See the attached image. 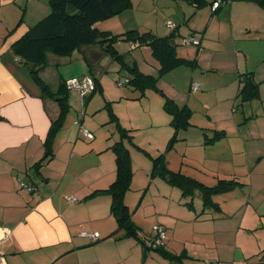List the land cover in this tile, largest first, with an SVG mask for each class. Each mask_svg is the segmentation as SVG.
<instances>
[{
	"label": "rangeland",
	"instance_id": "rangeland-1",
	"mask_svg": "<svg viewBox=\"0 0 264 264\" xmlns=\"http://www.w3.org/2000/svg\"><path fill=\"white\" fill-rule=\"evenodd\" d=\"M133 2V9L120 13L128 14L127 21L133 26L128 29L140 28L153 34L157 30L159 33L155 34L163 37L172 31L165 26L172 18L177 25L176 53L195 61L193 67H179L158 78L161 95L150 92L140 100H132L128 99L129 88L115 83L127 73L119 70V63L109 53L105 54V66L97 73L101 91L97 90L85 105L80 93L69 91L71 110L59 135L63 141L80 142V132L87 129L97 140L109 137L115 142L122 133L105 108L108 105L119 124L129 130L127 135L132 136L131 140L122 137L131 148L133 170L132 190L126 192L124 202L138 226V233L151 237L153 226H163L166 246L183 255L177 264H261L264 255L261 252L264 250V33L256 36L244 24L242 30L236 25L231 28L228 10L223 8L221 11H227V16L218 17L219 13L211 15L206 4L198 9L189 5V13L184 16L181 6L186 8L188 4L181 0ZM176 11H180L179 15ZM244 17L256 20L254 27L263 21V18L257 20L254 12L250 15L246 12ZM105 21L97 23L98 27ZM260 25L264 32V23ZM190 39L192 42H186ZM130 57L141 72L157 75L140 49L133 50ZM130 57H124L126 64L131 62ZM65 59L70 62L73 56L49 55L48 66L42 72L51 90L57 86L58 74L67 76L68 71L78 74L77 71L85 70L92 75L88 66L79 68L73 61L67 64ZM245 72H252L258 91L249 101L241 102L237 96L238 75ZM194 83L199 89L191 92ZM166 96L179 109L184 108L189 118L187 130L182 131L183 125L178 127L179 136L184 140L170 143L177 129L174 130L170 115L163 107ZM209 130H223L225 134L214 136ZM159 154L164 155L169 171L180 172L207 186L216 185L222 178L238 180L241 185L236 184L233 191L212 198L221 214L206 210L200 217L202 202L198 192L192 199L193 206H188L189 198L182 197L177 188L168 185L158 173L150 175V156ZM214 214L221 219H212ZM123 247L131 250V242L123 243ZM133 248L140 257L139 264H143L140 246L133 242Z\"/></svg>",
	"mask_w": 264,
	"mask_h": 264
},
{
	"label": "crops",
	"instance_id": "crops-1",
	"mask_svg": "<svg viewBox=\"0 0 264 264\" xmlns=\"http://www.w3.org/2000/svg\"><path fill=\"white\" fill-rule=\"evenodd\" d=\"M186 3V8L181 6L184 16L189 13V5L192 7V4ZM130 4L133 9V0ZM22 7L23 25L20 24L18 31L10 35L9 31L16 26ZM222 8L228 10L231 28L236 25L242 30L244 24L254 35H263L260 24L264 23V9L249 1H233ZM222 8L216 12L218 17L227 16V11H221ZM49 10L47 0H0V258L4 264H139L140 257L133 248V242L140 244L116 230L117 223L110 212V197L103 192L116 178L114 153L110 149L114 141L111 142L109 137L97 140L88 130L91 138L83 137L80 132L81 138L78 139L81 141L74 140L72 143L61 139V130L54 140L53 159L39 168H33L44 155V141L57 108L51 101H43L29 69L17 60L10 47L27 26L35 25ZM246 12L248 15L254 12L257 20L263 18V21L254 27L256 20L244 17ZM179 13L176 11L177 15ZM126 14L105 21L99 29L113 35L131 30L128 28L133 26L127 21L129 17ZM173 42L177 44L178 40ZM114 48L123 57H130L133 50L140 49L148 65L157 69L149 48H132L123 42H118ZM94 50L91 46L84 54L76 51L70 55L73 56L70 62L65 60L67 64L73 61L74 66L79 68L87 67L86 58H90L92 63L97 61L95 53L100 52ZM105 56L94 64V76L105 66ZM130 59L131 62H127L129 65L136 63L135 60L132 62V57ZM43 72L40 76L44 80ZM75 73L68 71L67 76H64L65 73L58 74V82L60 79L68 81L88 75L85 70ZM18 180L35 186L36 191L28 193ZM69 197L76 198L77 202L67 201ZM199 216H202L201 213ZM212 219L221 218L213 215ZM82 232L98 233L100 238L93 242L80 237ZM138 237H143L140 232ZM129 241L131 250L123 247V243ZM261 252L264 253V250ZM156 255L145 257L143 264L171 263H165L166 258L159 256V259ZM239 257L242 259L245 256ZM260 263L264 264V255Z\"/></svg>",
	"mask_w": 264,
	"mask_h": 264
},
{
	"label": "trees",
	"instance_id": "trees-1",
	"mask_svg": "<svg viewBox=\"0 0 264 264\" xmlns=\"http://www.w3.org/2000/svg\"><path fill=\"white\" fill-rule=\"evenodd\" d=\"M184 1L192 4L196 9L206 4L210 6L212 14L218 12L226 4L233 1H249L264 9V0H212L210 3H207L205 0ZM129 2L130 0H47V4L50 8L49 13L35 25L27 26L24 33L16 37L17 39L11 44L10 48L16 55L17 60L29 69L33 81L41 91L42 98H44L43 101L49 100L55 104L57 108L56 116L51 119L50 129L44 141V155L42 159L33 165V168H39L44 163L53 159L55 137L57 133L63 129L66 117L71 110L69 101L70 89L67 87V81L60 79L57 88L51 90L50 86L40 76L41 72L48 66V55L68 57L76 51H80L84 54L86 50L93 46L95 48L94 51L102 53H95V57L98 61L105 54L109 53L112 59L119 63V70L127 73L124 79L119 78L115 83L118 87H128L131 92L128 99L132 100H140L150 92L161 95L157 87L158 78L179 67H193L195 61L178 57L176 53L177 44L173 42L175 31H171L170 35L159 37L147 30H129L121 34L113 35L110 32L99 29L97 23L118 16L121 12L130 8L131 4ZM215 4H217L216 8H214ZM23 10L24 8L22 7L20 18L16 26L9 31L10 35L18 31L17 29L20 24L23 25ZM118 42L128 44L132 48H149L152 60L157 67V69H155L157 75L153 76L152 74L141 72L135 62L130 65L126 64L123 55L119 54L114 48V45ZM196 43L199 47L200 43L198 41ZM86 59H88V71L92 73V75L88 74L81 78H75L79 80L85 77L92 78L93 90L88 91L81 97L83 98L82 101L84 105L91 99L97 90L101 91L102 89L99 75L94 76V72L92 71L97 61L96 63H92L90 58ZM238 82L237 96H240L241 102L249 101L257 94L258 87L257 84L253 82L251 72L240 73V75H238ZM108 103L109 102H107V104ZM163 107L170 115V122L175 126L174 130L177 129L173 131L170 143L176 140H184L179 136L180 129L178 130V127L183 125L182 131H184L187 130L186 124L189 125V118L185 113V109H179L176 104H174V101L167 96L163 100ZM105 108L110 113L112 120L117 121L119 130L122 133V136L116 139L110 147L115 158L116 178L111 186L103 191L110 197V212L116 220V230H118V232L122 231L127 238L135 239L142 247L144 258L152 255V253H157L158 256L166 258L168 263L171 262L170 260H176L175 263L171 262L170 264H177V260H183V255H177L169 251L164 243L166 235L165 239L160 244H154L153 248L146 247L147 241L151 244L155 243L153 242L155 239L153 231L154 226L152 227L153 235L151 237H138V229L133 221L132 213L124 202V196L131 188L133 170L131 167V149L127 148L122 137H127L131 140L132 136L127 135L129 130L119 124L117 116L110 111L108 105H106ZM80 122L81 120L79 123ZM85 131L92 135L87 129H83L81 131L83 137H86L84 136ZM212 132L214 136H222L225 134L223 131L218 130ZM203 134L205 136L207 135L205 132ZM150 159V175L154 176L158 173L160 178H163L168 185L177 188L182 197L189 198L190 201L186 203L188 206H193L192 199L196 192L199 193L202 202L199 214L204 213L206 210L221 214L219 213L221 212L219 205L214 203L212 198L219 194L233 191L237 188L235 187L236 184L241 185L240 182L238 183L235 179H219L216 185L206 186L180 172L169 171L165 165L163 154H159L156 157L150 156ZM18 182L22 187L31 186L19 180ZM155 226L161 228L165 233V228L163 226ZM184 256L186 257L185 254Z\"/></svg>",
	"mask_w": 264,
	"mask_h": 264
},
{
	"label": "built area",
	"instance_id": "built-area-1",
	"mask_svg": "<svg viewBox=\"0 0 264 264\" xmlns=\"http://www.w3.org/2000/svg\"><path fill=\"white\" fill-rule=\"evenodd\" d=\"M216 7H217V4L214 5V8H216ZM165 25L168 29H170L172 31H174L176 29V25L171 20H167L165 22ZM186 42H192V39H190L189 41H186ZM67 87L70 90L73 89V90L77 91L82 96L83 94L87 93L88 91L93 90L94 86H93L92 78L91 77H85L81 80L75 79V78L68 80L67 81ZM190 89H191V92H195L199 89V86H198V84L194 83ZM84 136H86L87 138L92 137V135H90L86 131L84 132ZM25 189H26V191L30 190V188H28V187H25ZM67 201L77 202V199L69 197V198H67ZM153 231H154V235H155V239L153 242H155V243L151 244L149 241H147L146 247H148V248H153L154 244L158 245L161 242H163V240L165 239V233L161 228L154 226ZM80 237L89 238L94 242V241L98 240L99 235H98V233L82 232V233H80ZM0 264H4V262L2 261L1 258H0Z\"/></svg>",
	"mask_w": 264,
	"mask_h": 264
},
{
	"label": "water",
	"instance_id": "water-1",
	"mask_svg": "<svg viewBox=\"0 0 264 264\" xmlns=\"http://www.w3.org/2000/svg\"><path fill=\"white\" fill-rule=\"evenodd\" d=\"M29 188H30V190L28 191V193H32V192L36 191V187L35 186H30Z\"/></svg>",
	"mask_w": 264,
	"mask_h": 264
}]
</instances>
